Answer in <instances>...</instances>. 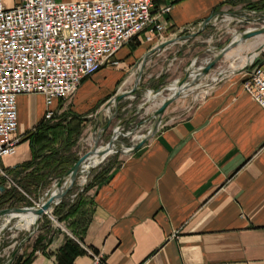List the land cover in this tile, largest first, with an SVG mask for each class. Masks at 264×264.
<instances>
[{
    "label": "crops",
    "instance_id": "0c3cea01",
    "mask_svg": "<svg viewBox=\"0 0 264 264\" xmlns=\"http://www.w3.org/2000/svg\"><path fill=\"white\" fill-rule=\"evenodd\" d=\"M242 1L157 0L154 11L172 7L163 17L167 42ZM164 42H148L143 34L129 45L136 57ZM245 76L242 70L225 73L183 118L167 124L164 116L155 136L87 191L84 223L80 214L71 220L81 223L74 230L80 246L100 255V264H264V109L244 89ZM80 91L55 102L58 117L94 107L77 111ZM18 110L21 142L14 155L0 157L3 170L31 160L26 138L46 120L45 97L21 95ZM46 250L31 264H59L61 247ZM93 261L86 250L72 264Z\"/></svg>",
    "mask_w": 264,
    "mask_h": 264
},
{
    "label": "rangeland",
    "instance_id": "374dc122",
    "mask_svg": "<svg viewBox=\"0 0 264 264\" xmlns=\"http://www.w3.org/2000/svg\"><path fill=\"white\" fill-rule=\"evenodd\" d=\"M231 11L235 13L234 21L220 22L207 26L205 29L179 34L172 46L162 53L158 52L155 53L156 55L149 56L145 63H143V59L152 48L148 51L146 49L137 51L135 57L131 54L132 45L127 44L115 58L119 61L117 65L110 64L97 72L93 78H88L85 81L81 86L75 107L77 111H82L89 105L94 107L86 109L82 114L76 113L85 117L86 122L72 153L77 155L79 160L91 150L108 145L118 135L114 142L115 152L87 172L82 168L74 186L64 198L58 204L54 203L50 212L43 214L30 228H21L20 225L24 223L20 224L18 218L8 220L10 214L1 217L0 264H6L9 259L11 260L9 264H14L16 258L24 253L29 254L40 235L46 238L43 245L46 249L62 247L67 238L76 239L74 230L81 223L75 225L73 219L60 221L54 214L55 209L62 201L72 203L78 200L77 194L82 193L91 183L95 184L97 182L95 177L98 174L102 177L104 175L109 177L117 164H120L128 155V153H124L126 151L124 145H131V142L139 136L149 135L156 121L155 113L171 96L172 92L168 88L173 83L178 81L180 84L186 78L185 84L189 85L186 90L190 91L187 95L182 93L181 97L168 106L162 117V119L164 116L167 117V124L183 118L192 111L206 96V85L211 83L213 78L219 76L221 72L242 70L245 59L255 50L258 51V60L264 59L263 33L233 48L217 62L206 76L194 81L196 76L199 77L200 68H204L213 61L220 54L222 48L235 40L236 35L248 29L264 27V0H243ZM238 20H244V22H238ZM192 35L194 37L184 38V36ZM194 73L196 76H192ZM121 93H126V96L115 102V96ZM151 94L157 96L154 97ZM68 109L69 107L66 110ZM108 109L110 111H107ZM116 130H119L120 133H116ZM9 174L12 182L3 177L4 187L7 190L15 188L25 199L22 202L16 201L13 205L8 204L0 210L40 208L48 199L47 192L56 189L58 182L66 176L65 174L63 177L53 180V183L45 189L31 188L28 190L26 186L19 183L18 179L21 177ZM69 184L64 179L63 190H66ZM79 216L83 220V216L81 214ZM50 240H52L51 243Z\"/></svg>",
    "mask_w": 264,
    "mask_h": 264
},
{
    "label": "built area",
    "instance_id": "2783aa9c",
    "mask_svg": "<svg viewBox=\"0 0 264 264\" xmlns=\"http://www.w3.org/2000/svg\"><path fill=\"white\" fill-rule=\"evenodd\" d=\"M156 2L23 0L9 8L0 0V157L14 155L21 142L17 136L21 95H43L45 119L53 120L58 115L55 102L70 99L88 78L117 65L115 58L127 44L143 34L148 42H164L169 29L163 17L172 7L154 11ZM234 14H217L210 24L230 23ZM197 29L191 25L180 34ZM258 57L243 67V87L264 109V59ZM225 73L206 85L205 95ZM146 136L135 138L126 152ZM0 175L12 182L7 170L0 169ZM86 250L94 256L92 264L102 263L100 255Z\"/></svg>",
    "mask_w": 264,
    "mask_h": 264
},
{
    "label": "trees",
    "instance_id": "16d2710c",
    "mask_svg": "<svg viewBox=\"0 0 264 264\" xmlns=\"http://www.w3.org/2000/svg\"><path fill=\"white\" fill-rule=\"evenodd\" d=\"M85 122V117L76 113L72 114L69 111L62 113L59 117L56 116L53 120H45L26 138L31 141V160L15 168L7 169V171L16 177H21L18 179L19 183L26 186L28 190L49 187L53 180L63 177L78 161V157L72 153V149L77 144ZM99 175L95 177L97 181L95 184L91 183L82 193L77 194L78 200L72 203L62 201L55 209L54 214L60 221L70 220L81 213L87 191L97 183L99 185L108 179L106 175L103 177ZM3 180V177L0 176V209L25 199L15 188L7 190L2 183ZM74 233L76 239L67 238L61 247L59 264H72L78 255L86 252V249L80 246L82 238H78L75 231ZM45 240V236L40 235L33 250L29 254L24 253L16 258L14 264H31L37 251L46 253L47 250L43 246Z\"/></svg>",
    "mask_w": 264,
    "mask_h": 264
},
{
    "label": "water",
    "instance_id": "95a60500",
    "mask_svg": "<svg viewBox=\"0 0 264 264\" xmlns=\"http://www.w3.org/2000/svg\"><path fill=\"white\" fill-rule=\"evenodd\" d=\"M225 13H231L233 14L234 12H225ZM224 14V13H222ZM212 15L209 18H207L203 23H202V28L201 29H205L212 21V19L216 16ZM264 33V27L260 28V29H252V30H247L245 32H242L239 34V38H235V40L231 41L227 46H225L224 48H222L220 54L211 62L208 63L207 66H205L204 68H200L201 72L199 73V77H196L194 81H197L199 78L206 76L211 70L212 68L217 64L218 61H220L229 51H231L233 48L237 47L238 45L242 44L243 42L247 41L248 39L255 37V36H259L261 34ZM190 37H194V35L192 36H184V38H190ZM183 38V37H182ZM175 42L174 40H170L167 42H164L158 46H156L155 48H152L148 54L145 55L144 59H143V63H145L147 61V58L149 56L154 55L156 52L163 50L164 48H166L168 45L173 44ZM186 78L184 80H182V82L180 83V86H183L186 89L188 88V84H185ZM170 90V88H168ZM182 93H184V91H178L175 92L174 94H172L168 99H166L162 106L156 111L155 113V124L153 126V129L151 131V133L149 135H147L145 138H143L139 143L135 144L133 146V149L130 152H126L124 151V153H132L138 149H140L141 147H143L145 145V143L150 140L153 136L156 135V133L159 131L160 129V125L162 122V117L166 111V109L168 108V106H170L173 102H175L179 97H181ZM126 96V93H121V94H117L115 96V102L120 101L122 98H124ZM109 125V124H108ZM119 130H116V133ZM120 133V132H119ZM118 138V135H116L110 142H109V146H111L112 144H114V142L116 141V139ZM126 148L129 147L128 144L124 145ZM97 150V148L91 150L90 152L86 153L84 156H82L75 164L74 166L70 169V171L66 174V176L61 179L58 184H57V188L61 191L60 194L58 196H54L52 194L51 191L47 192V196L48 199L47 201L42 204V206L40 208H38L36 210V213L39 216H42L45 213H48V211L52 208L53 204L56 203L58 204L60 200H62L64 198V196L68 193V191L74 186L78 174L80 172V170L82 169V167L84 166V163L89 159V157ZM64 179H66V183L67 181L70 183L69 187L66 190H63V186H64ZM28 209H34V208H8V209H3L0 210V218L5 216V215H9L13 212H21V211H25ZM14 256H16V254H14Z\"/></svg>",
    "mask_w": 264,
    "mask_h": 264
},
{
    "label": "bare ground",
    "instance_id": "6f19581e",
    "mask_svg": "<svg viewBox=\"0 0 264 264\" xmlns=\"http://www.w3.org/2000/svg\"><path fill=\"white\" fill-rule=\"evenodd\" d=\"M236 34V33H235ZM236 38H239V34L235 36ZM258 51L255 50L252 55L250 54V56H248L245 59V63L244 65H242V68L244 66H246L247 64L251 63L255 57L257 56ZM142 66V65H141ZM192 66V65H191ZM241 68V67H240ZM192 76H196V74L194 73ZM197 77V76H196ZM128 82V81H127ZM170 90L172 92V94H174L175 92L178 91H184V94L187 95L189 93V91H185V88L183 86H180L179 82L176 81L175 83H173L170 87ZM196 89V88H195ZM191 91H194V89H191ZM152 92V91H151ZM171 94V95H172ZM156 95V94H155ZM155 95L154 96L156 97ZM107 111H110L109 109ZM119 133V131L117 132ZM115 148L116 146L114 144H112L111 146L106 145V146H101L100 148H97V150L89 157V159L84 163V166L82 167L84 170H86V172L88 170H90L91 168L97 166L99 163H101L104 159H106L108 156H110L111 154H114L115 152ZM85 172V171H84ZM60 190L59 189H54L52 191V194L54 196H58L60 194ZM37 208L34 209H28L25 211H21V212H13L10 214L8 220H11L12 218H18L20 224L24 223L23 225H20L21 228L25 227V228H30L32 225H34L41 216H39L36 213ZM50 212V211H49ZM6 225V224H5ZM4 225V226H5ZM24 228V229H25Z\"/></svg>",
    "mask_w": 264,
    "mask_h": 264
}]
</instances>
